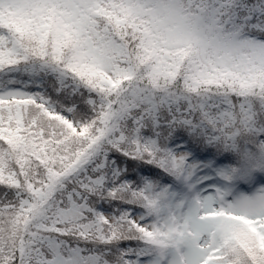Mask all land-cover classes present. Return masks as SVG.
Masks as SVG:
<instances>
[{
  "label": "snow or ice",
  "instance_id": "6c2138e0",
  "mask_svg": "<svg viewBox=\"0 0 264 264\" xmlns=\"http://www.w3.org/2000/svg\"><path fill=\"white\" fill-rule=\"evenodd\" d=\"M0 264H264V0H0Z\"/></svg>",
  "mask_w": 264,
  "mask_h": 264
}]
</instances>
